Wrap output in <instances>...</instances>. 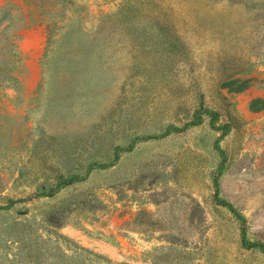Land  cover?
<instances>
[{
  "label": "rangeland",
  "instance_id": "1",
  "mask_svg": "<svg viewBox=\"0 0 264 264\" xmlns=\"http://www.w3.org/2000/svg\"><path fill=\"white\" fill-rule=\"evenodd\" d=\"M201 105L264 242V0H0V264H264Z\"/></svg>",
  "mask_w": 264,
  "mask_h": 264
},
{
  "label": "trees",
  "instance_id": "2",
  "mask_svg": "<svg viewBox=\"0 0 264 264\" xmlns=\"http://www.w3.org/2000/svg\"><path fill=\"white\" fill-rule=\"evenodd\" d=\"M206 117L209 118L211 127L221 132V136L215 141V144H214L215 149L218 152L220 159H221L219 169L217 170L214 176V186H215L214 199L217 202V204L228 208L233 213V215L241 222L242 224V246L248 250H255V251L264 253V242L254 241L248 238L247 233H246L245 217H243L236 211L234 205L231 202L227 201L226 199H223L220 196V175H221L223 166L226 164L228 160V155L225 149L221 145V138L226 136L229 132H231L232 126L230 123H220V113L218 111L205 107L204 105H201L195 110L192 119L181 127L173 125L169 127L168 129H166V131L162 134L137 136L131 141V143L127 147L118 146L116 148L115 158L116 160H118L122 152L132 151L135 148L136 144H138L139 142L148 141L154 138H157V139L163 138L171 134L183 132L191 127L198 126L204 122ZM109 166L110 164H107V163H100L97 161L92 162L86 174L84 175L72 174L68 176H61L55 186L51 187L48 190L39 191V193H37L36 195L41 196V197L54 196L58 192H60L62 188L72 185L74 183L82 182L86 180L90 172L93 171L94 169H106ZM24 201L25 199H17V200L11 201L7 205L0 204V209H8V208H11L14 204L18 202H24Z\"/></svg>",
  "mask_w": 264,
  "mask_h": 264
}]
</instances>
